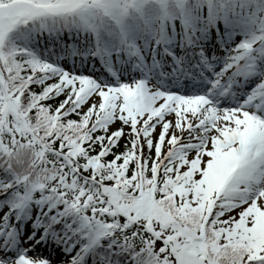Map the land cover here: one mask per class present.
Masks as SVG:
<instances>
[{"label": "snow or ice", "instance_id": "snow-or-ice-1", "mask_svg": "<svg viewBox=\"0 0 264 264\" xmlns=\"http://www.w3.org/2000/svg\"><path fill=\"white\" fill-rule=\"evenodd\" d=\"M252 21L264 0H0V200L28 209L0 264H264V31L226 38Z\"/></svg>", "mask_w": 264, "mask_h": 264}, {"label": "rangeland", "instance_id": "rangeland-1", "mask_svg": "<svg viewBox=\"0 0 264 264\" xmlns=\"http://www.w3.org/2000/svg\"><path fill=\"white\" fill-rule=\"evenodd\" d=\"M261 31H262V27L258 23H256L254 25V30H253L252 35H251L252 38L249 40H254L256 38L257 34L260 33ZM174 34L175 33H173V36H174ZM242 39L243 38H240V37L236 38L237 41H241V42L244 41ZM246 40H248V39H246ZM202 55H211V54L210 53H203ZM216 58L220 59L221 57L218 55ZM223 59H226V53H223ZM219 66L220 67L218 69H216V71H219L221 68L224 67L223 62L219 63ZM212 79H214V76H210L208 80L204 81V83H207L209 85V89H211V80ZM255 79L256 78H254L253 80H255ZM197 82H199V81H197ZM240 88L242 89V91H238L237 95H232L233 92L224 93L222 90H220L219 94L223 98L221 99V101H219V103L224 104V106H228L229 103L232 104L233 106H235L237 103L244 105V101L247 100L248 96L250 94H252L254 92V90L257 89V82L249 83L245 80V82L242 85H240ZM199 94H205V93L201 92ZM208 95H209V98H211V95H212L211 91L208 92ZM229 96H231L230 100L228 99ZM237 96L240 97L239 101H237V99L235 98ZM226 101H227V103H226ZM252 104H255V101H253ZM244 106H251V105H244ZM52 250H53V248L49 249L48 252H49V254L54 256L53 255L54 251H52ZM9 251L10 252H16L17 251V243L13 242ZM19 251L23 252L24 249L20 248Z\"/></svg>", "mask_w": 264, "mask_h": 264}, {"label": "trees", "instance_id": "trees-1", "mask_svg": "<svg viewBox=\"0 0 264 264\" xmlns=\"http://www.w3.org/2000/svg\"><path fill=\"white\" fill-rule=\"evenodd\" d=\"M246 17H248V16H246ZM243 29H245V28H243ZM242 29H237V30H233V31H241ZM247 32H248V30H246Z\"/></svg>", "mask_w": 264, "mask_h": 264}]
</instances>
